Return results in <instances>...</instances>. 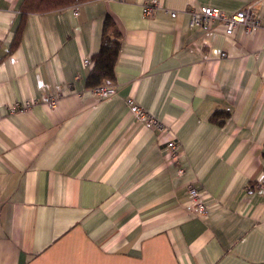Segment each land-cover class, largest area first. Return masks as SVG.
<instances>
[{
	"label": "crops",
	"instance_id": "1",
	"mask_svg": "<svg viewBox=\"0 0 264 264\" xmlns=\"http://www.w3.org/2000/svg\"><path fill=\"white\" fill-rule=\"evenodd\" d=\"M22 1L0 0V264H264V27L228 35L189 14L257 2L264 20V0H158L176 17L145 16L149 0L87 1L29 13L10 51ZM107 15L117 91L99 99L87 77ZM49 94L54 108L7 110ZM190 183L206 215L187 208Z\"/></svg>",
	"mask_w": 264,
	"mask_h": 264
},
{
	"label": "built area",
	"instance_id": "2",
	"mask_svg": "<svg viewBox=\"0 0 264 264\" xmlns=\"http://www.w3.org/2000/svg\"><path fill=\"white\" fill-rule=\"evenodd\" d=\"M257 2H252L245 7L233 12L227 13L218 7L213 6H201L199 8L190 7V25L192 27H207L215 21H220L224 24V32L228 35L234 34L237 28L243 27L247 34H254L260 27H264L263 18L257 14L256 5ZM163 10L170 14L172 17L177 16V10L169 9L163 6L158 0H149L143 3L142 11L145 16H153L157 11ZM74 14H78V9H74ZM91 58L87 57L84 60V65H90ZM91 91L99 99L108 98L114 95L117 88L113 84L99 85L91 88ZM39 103H46L50 107L54 108L57 104V97L53 94L44 95L42 97L29 98L24 101H15L11 105L7 106V110L11 113L25 112ZM128 106L131 113L139 120L145 127L157 128L160 131L165 130V125L158 120L153 114L149 113L145 108L136 103L133 99H127ZM1 116V112H0ZM166 149L169 152V156L172 160L178 161L181 150V145L177 140H168ZM182 172L183 168H179ZM255 187H263L264 180L256 183ZM252 186H249L251 189ZM188 203L187 208L195 214L206 215L209 206L204 199L199 186L190 183L187 188Z\"/></svg>",
	"mask_w": 264,
	"mask_h": 264
},
{
	"label": "trees",
	"instance_id": "3",
	"mask_svg": "<svg viewBox=\"0 0 264 264\" xmlns=\"http://www.w3.org/2000/svg\"><path fill=\"white\" fill-rule=\"evenodd\" d=\"M92 0H23L20 5V21L10 51L20 43L22 29L29 13H44L64 7L75 6ZM121 45V35L113 19L107 15L101 45L98 52L92 55L94 65L87 77V86L93 88L99 85L115 82V62ZM264 155V153H263Z\"/></svg>",
	"mask_w": 264,
	"mask_h": 264
}]
</instances>
